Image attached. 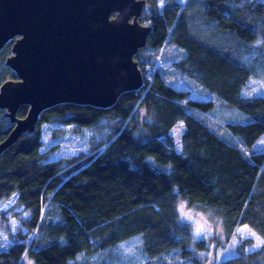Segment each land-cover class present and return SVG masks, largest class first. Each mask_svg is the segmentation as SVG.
Here are the masks:
<instances>
[{"label": "trees", "instance_id": "1", "mask_svg": "<svg viewBox=\"0 0 264 264\" xmlns=\"http://www.w3.org/2000/svg\"><path fill=\"white\" fill-rule=\"evenodd\" d=\"M146 1L152 30L136 56L142 89L123 93L109 108L55 105L40 115L34 133H22L2 153L0 204L17 193L15 208L23 210H10L27 231L19 229L16 240L0 249V264H25V256L34 264H76L78 255L110 252L136 239L161 264H206L201 253L212 242L193 237L180 218L181 202L216 214L228 242L241 225L264 240V151L255 148L264 135V95H243L255 71L248 58L257 55V41H264V1L163 0L161 6L159 0ZM12 43L0 50V86L17 78L5 65ZM168 46L183 54L175 68L210 99L190 97L160 69L145 76L151 56ZM217 100L250 120H213L207 113ZM28 109L22 105L17 117ZM4 112L0 143L14 127L3 120ZM178 122L180 150L171 133ZM44 123L73 126L75 132L94 128L91 151L48 161ZM24 211L29 216L22 217ZM6 214L2 211L3 221ZM252 242L242 241L235 256L213 264H264V244L248 250Z\"/></svg>", "mask_w": 264, "mask_h": 264}, {"label": "water", "instance_id": "2", "mask_svg": "<svg viewBox=\"0 0 264 264\" xmlns=\"http://www.w3.org/2000/svg\"><path fill=\"white\" fill-rule=\"evenodd\" d=\"M146 0H0V50L13 41L5 65L15 72L0 86L3 120L14 125L2 153L40 115L62 103L113 106L145 84L136 60L151 33ZM22 105L25 117L18 118Z\"/></svg>", "mask_w": 264, "mask_h": 264}, {"label": "rangeland", "instance_id": "3", "mask_svg": "<svg viewBox=\"0 0 264 264\" xmlns=\"http://www.w3.org/2000/svg\"><path fill=\"white\" fill-rule=\"evenodd\" d=\"M183 3L186 0H177ZM264 1V0H263ZM164 1L159 0L158 5H162ZM147 11L150 12V6H147ZM144 24L150 23L148 18L143 20ZM231 43V42H230ZM253 47V46H252ZM256 56L248 58L250 63L254 65V75L250 78L248 85L243 90L244 96L249 95H264V41L258 40L255 46ZM148 53L142 54L141 57ZM182 52L174 46H168L164 53L163 50L158 54H153L152 65H145L146 77H150L156 70H161L165 80L172 86L188 91L189 96L197 99H210L208 92L203 90L194 80L183 75L174 66V61L182 56ZM247 59V60H248ZM152 73V74H151ZM142 89V88H141ZM215 107L207 114L217 120V122L224 123L226 121L239 120L247 122L250 117L235 108H227L219 100L216 101ZM140 115L146 119L147 112L143 113V109L139 108ZM103 123V122H102ZM43 151L47 155L48 161L51 160H67L74 158L81 153H88L91 151L90 138L95 132L94 128H83L79 132H75L73 126H62L54 123H44L41 126ZM224 132V128H220ZM183 131V124H178L172 129L171 133L176 141L177 149L181 148V134ZM106 133V130L101 131ZM255 148L258 151H264V135L257 141ZM151 159V158H150ZM151 161L154 162L153 159ZM18 194H13L11 198L0 204V249H7L16 239V233L22 228L24 232L27 231L22 225L20 217L15 216L13 212L22 211L23 207L18 210L15 204ZM13 207V212L11 208ZM2 211H5L8 217L3 221ZM180 218L184 223L189 224L191 227L193 237L196 239H204L206 242L211 243V250L207 253H201L206 264H213L214 261L220 259L231 258L236 255V247L246 239H252L253 242L248 246V250L256 249L264 244V240L248 225H241L237 228L235 234L228 242L225 239V234L221 226L219 217L210 210H203L189 206L186 202L179 204ZM29 216L27 211L22 213V217ZM30 237V236H29ZM173 257L168 258V263H171ZM25 264H34L33 260L25 256L23 258ZM180 262V261H179ZM76 264H161L156 259H150L144 253L140 241L129 240L119 244L115 249L110 252H100L95 255L81 254L76 257ZM188 264V263H185Z\"/></svg>", "mask_w": 264, "mask_h": 264}, {"label": "bare ground", "instance_id": "4", "mask_svg": "<svg viewBox=\"0 0 264 264\" xmlns=\"http://www.w3.org/2000/svg\"><path fill=\"white\" fill-rule=\"evenodd\" d=\"M141 22L143 23V20Z\"/></svg>", "mask_w": 264, "mask_h": 264}]
</instances>
